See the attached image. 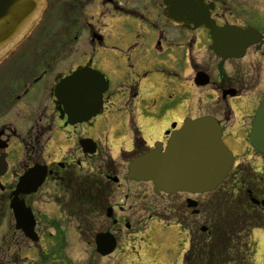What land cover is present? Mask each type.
<instances>
[{"label": "flooded vegetation", "instance_id": "flooded-vegetation-1", "mask_svg": "<svg viewBox=\"0 0 264 264\" xmlns=\"http://www.w3.org/2000/svg\"><path fill=\"white\" fill-rule=\"evenodd\" d=\"M207 1L214 4L211 15L217 26L227 24L245 29L253 26L260 33L259 43L249 46L241 58H225L210 48L209 29L203 26L185 28L168 21L163 0H126L130 6L128 10L119 0H45L35 32L0 58V264H45L47 261L40 260L45 259L43 253L38 256L39 260H29L31 244L35 243L17 229L14 202L32 211L35 231L42 242L43 222L48 219L38 210L41 199L56 201L68 215L77 213L65 207L64 200L68 195L63 192L70 189L76 178L87 182L96 164L97 170L103 169L101 177L111 193L108 202L98 207L92 204L94 195L90 192L91 207L87 216L90 223L102 215L108 217L107 207L112 206V216L108 217L112 223L96 233L111 232L117 239L115 249L121 243L123 227L135 229V232L142 225L145 227L149 220L164 221L159 215L164 211L167 226L177 224L188 233L189 248L192 242L204 245L205 251L208 244L213 248L215 260L258 258L264 247V154L250 143L249 134L256 110L264 99V26L256 24L264 22L261 21L264 8L259 10L250 6L253 1L264 4V0ZM112 10L137 16L129 27L118 31L116 44L120 49L115 45L110 49L107 47L109 33L104 29L113 20ZM254 12H259L255 21L251 18ZM95 19L104 23V29ZM57 21L63 25L56 31L59 33L53 35L48 29ZM197 46L200 48L196 51ZM68 49L71 56L78 53L80 60L73 58L67 71L63 72L58 65L62 62L61 54ZM123 50H126L125 56L121 54ZM102 51L115 52L117 56L115 59L99 58ZM170 51L197 52L199 55L191 59L189 81L214 97L204 112L188 109L184 116L194 120L214 117L221 126L223 141L234 155L232 169L213 192L157 193L151 182H136L127 177L129 163L134 157L150 151L156 144L165 147L172 132L179 130L185 121H165L168 109H161L159 117L144 118L143 112H139L133 119L131 109V119L125 115L131 106L138 110L145 98L154 99L155 106L163 104L169 86L155 82L146 87V82L154 76L158 62L155 56ZM85 54L90 56L86 61L81 58ZM83 67L104 73L109 87L103 94L99 114L71 125L67 124L68 115L61 93L57 94L56 89L63 78ZM104 70L110 71L109 76ZM127 74L134 77L128 79ZM200 79L207 82L201 84ZM37 89L42 90V96H31ZM173 89L175 94L182 95L180 88ZM114 118L119 119L114 122ZM129 120L133 135L130 140L126 135H120L125 121L128 123ZM100 122L103 125L100 133L90 135L88 127ZM62 129L72 131L62 134ZM153 130L161 131L162 137L151 142L144 135ZM128 141H131L130 148ZM116 151L120 153L118 156ZM37 167L45 174L42 183L36 185L38 181H32L28 189L19 191L21 179ZM122 177L129 188L134 185L145 192L142 195L127 192L120 201L121 216H116L114 197L118 190L121 191ZM129 193L135 194L130 197ZM163 197L169 199L165 209L156 202ZM129 199L134 202L129 206L133 211L126 214ZM70 201H75L74 195ZM49 222L57 229L54 237L60 238V233L66 231L61 222ZM95 235L91 243L97 253ZM56 246L57 242L53 253ZM33 248L38 249V246ZM201 259L208 260V257L197 258Z\"/></svg>", "mask_w": 264, "mask_h": 264}, {"label": "water", "instance_id": "water-1", "mask_svg": "<svg viewBox=\"0 0 264 264\" xmlns=\"http://www.w3.org/2000/svg\"><path fill=\"white\" fill-rule=\"evenodd\" d=\"M43 3V0H0V57L28 36L43 11ZM164 3V15L168 21L189 28L203 25L210 29L211 48L224 57H242L247 47L260 39L254 28L218 27L211 18L213 6L205 0H164ZM199 81L201 84L207 82ZM107 88L105 76L90 67L78 69L64 78L56 91L61 93L69 123L88 121L98 114ZM250 142L264 154V100L257 109ZM156 147L134 159L129 165L128 175L130 179L152 181L157 192L212 191L221 184L234 164L233 153L222 140L219 123L209 116L186 119L182 128L172 133L165 150L158 145ZM32 176L34 174L26 175L23 181ZM38 179L40 183L42 176ZM13 207L17 228L37 241L35 221L30 211L18 203ZM108 210L110 215L111 209ZM96 243L97 250L107 255L115 249L117 240L112 233L101 232L96 236Z\"/></svg>", "mask_w": 264, "mask_h": 264}, {"label": "rangeland", "instance_id": "rangeland-1", "mask_svg": "<svg viewBox=\"0 0 264 264\" xmlns=\"http://www.w3.org/2000/svg\"><path fill=\"white\" fill-rule=\"evenodd\" d=\"M120 3L124 4L126 10L129 9V5H127L126 0H119ZM256 9H263L264 4L261 2L256 3L252 2V6ZM141 12V11H140ZM111 18L113 20L109 21L111 18L107 19L104 23L109 21V26L104 29L105 25L102 21H98L95 19L100 26L103 25V29L109 33L107 36L108 42L107 47L110 49L113 45H115L118 49L119 44H116L118 41L117 35L118 31L129 27L133 22L134 18H137L136 15L130 14L124 11L119 10H112ZM259 15V12H254L251 15L253 21L256 20V17ZM110 17V16H108ZM261 21H264V9L261 15ZM260 27L264 26V22L256 23ZM63 24L60 22H56V26L61 27ZM124 26V27H121ZM103 33L105 34V31ZM57 31V30H56ZM53 32V31H51ZM55 32L52 34L54 35ZM146 45L147 42L143 41ZM148 47V46H146ZM141 48V47H140ZM200 46H197L195 50H199ZM205 49V48H203ZM202 49V50H203ZM117 51V50H116ZM126 50H123L121 53L122 56H125ZM251 52H249V55ZM62 62L60 63L59 69L63 72L67 71L71 64V60L77 57L80 60L79 54L70 55L69 49L64 51L62 54ZM247 56V59L251 56ZM108 56L109 58L115 59L117 53L110 52V51H102L99 54V58H104ZM198 57L199 55L197 52H165L162 55H156L157 57V64L154 67V76L153 78L149 79L146 82V87L150 83H160L164 82L166 85L169 86L167 90V97L164 99L163 104L156 106L154 105V99L148 100L144 99L141 101L138 110H134V107L131 106L126 112V118H130V109L133 110L132 117L133 119L139 115V112H143L144 118L146 116L153 115L154 117H159L161 113V109L167 110L168 112L165 116V121H177L182 119L183 121L188 118L184 116V113L188 109L202 110L205 111V108L208 103L213 100L214 95L209 93L206 89L200 90L197 87L193 86L189 79L192 72V57ZM87 54L81 56L82 59L85 61L88 59ZM101 69V68H100ZM108 76L110 71L104 70ZM127 72V71H126ZM125 72V73H126ZM128 79L133 78V75H126ZM115 87V86H113ZM173 87H178L182 91V95L175 94ZM116 88V87H115ZM43 92L41 89H37L33 92L31 96H42ZM201 108V109H200ZM100 117V116H99ZM125 118V119H126ZM119 118H114L112 121H117ZM131 119V118H130ZM103 125L100 123L97 126H89L88 129L90 131V135L97 136L100 132V129ZM124 131L121 132L120 135H126L128 139L133 137L130 120L128 123L125 121ZM72 129H62V134H70ZM121 131V130H118ZM145 138L149 141H154L155 139H159L162 137V132L158 130H153L152 132H147L144 135ZM124 146V145H123ZM128 147H131V141H128ZM116 156L120 153L118 151L115 152ZM98 166L96 164L95 168ZM126 171V169H124ZM122 187L121 191L118 190L120 195L114 197L115 202H117V207H115V214L116 216H121L119 211V206L122 205V201L127 192L135 191L136 193L143 194L145 190L138 188L128 187L127 184L124 182V178L122 177ZM129 188V189H128ZM128 189V190H127ZM135 193H129L128 196H132ZM110 200V201H111ZM158 206L160 208L166 207L169 203L168 197L158 198L156 200ZM134 205V202L129 199L126 202V214H130L133 209L129 208V206ZM38 210L42 214L43 218L48 219L49 221L52 220H59L61 222L62 227L66 230L60 238H56L57 246L56 251L53 253L52 258L47 260L45 264H182L183 263V256L186 250L189 247V237L188 233L185 231L184 228L176 225L171 227L167 226L164 221L159 219H152L147 221L145 227L143 225L141 228L133 232L135 229L128 230L127 228H122L120 232V241L118 247L114 250V252L104 258H102L99 254H97L91 243L93 236L99 230H104L107 225L112 223V220L108 218L106 215H102L101 217L93 219V228L89 229V225L86 223H81L79 218L76 216H69L66 211L63 210V207L59 208L58 203L50 198H43L41 199L40 203L38 204ZM161 212L162 218L165 220V216ZM99 215V213H98ZM42 218V219H43ZM147 216L144 220H146ZM48 220L47 222H43V231L41 232V236L43 238L42 242H38L35 244H31V250L29 251V260H39L38 256L40 253L45 254L49 250L50 247H55L54 239L50 238V233H55L57 229L51 225ZM166 221V220H165ZM135 223V222H134ZM133 223V224H134ZM61 239V240H60ZM60 242H59V241ZM62 242V243H61ZM63 247L64 251L59 247ZM33 246H38V249H34ZM61 257V259H59ZM55 259V260H54ZM44 260V259H40ZM252 261V260H251ZM232 264H242L240 260L235 261ZM253 264H264V247L260 250L258 258L253 260Z\"/></svg>", "mask_w": 264, "mask_h": 264}, {"label": "trees", "instance_id": "trees-1", "mask_svg": "<svg viewBox=\"0 0 264 264\" xmlns=\"http://www.w3.org/2000/svg\"><path fill=\"white\" fill-rule=\"evenodd\" d=\"M85 182V181H84ZM82 183H77L76 185L73 186V194L75 196H80L77 199V202L79 206L76 209H80L81 204L83 205L84 208H86V204L88 203V196H89V190L87 189V185H82ZM91 191L94 194V202L99 203L98 205L102 204L101 198L102 196L107 192L106 187L99 181H95L93 185H91ZM78 195H77V194ZM80 211V210H79ZM80 214V213H79ZM82 216V222H86L87 219V213L81 215ZM207 247L205 251H203L204 245H198L195 244L191 247L190 252L185 255L184 262L183 264H230L232 262H235L237 260H215V254L213 251V248L209 247L208 244H206ZM200 256H205L208 257V260H197V258H200ZM242 264H249V260H240ZM250 264L251 260H250Z\"/></svg>", "mask_w": 264, "mask_h": 264}]
</instances>
